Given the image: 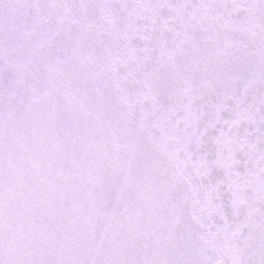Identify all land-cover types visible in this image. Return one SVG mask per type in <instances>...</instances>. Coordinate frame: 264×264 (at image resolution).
Wrapping results in <instances>:
<instances>
[{"label":"snow or ice","instance_id":"snow-or-ice-1","mask_svg":"<svg viewBox=\"0 0 264 264\" xmlns=\"http://www.w3.org/2000/svg\"><path fill=\"white\" fill-rule=\"evenodd\" d=\"M0 264H264V0H0Z\"/></svg>","mask_w":264,"mask_h":264}]
</instances>
